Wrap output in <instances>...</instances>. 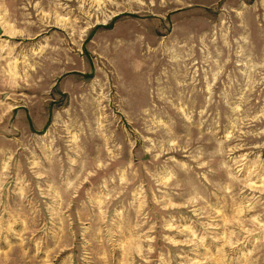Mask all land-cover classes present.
Listing matches in <instances>:
<instances>
[{
  "label": "rangeland",
  "instance_id": "obj_1",
  "mask_svg": "<svg viewBox=\"0 0 264 264\" xmlns=\"http://www.w3.org/2000/svg\"><path fill=\"white\" fill-rule=\"evenodd\" d=\"M0 264H264V0H0Z\"/></svg>",
  "mask_w": 264,
  "mask_h": 264
}]
</instances>
